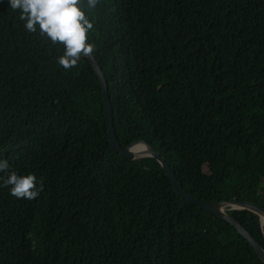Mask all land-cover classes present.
I'll list each match as a JSON object with an SVG mask.
<instances>
[{
	"label": "trees",
	"instance_id": "1",
	"mask_svg": "<svg viewBox=\"0 0 264 264\" xmlns=\"http://www.w3.org/2000/svg\"><path fill=\"white\" fill-rule=\"evenodd\" d=\"M19 15L0 0V160L43 190L18 199L0 180V264H264L155 159L110 147L88 58L65 70L63 46ZM86 15L119 146L146 142L192 197L264 208V0H100ZM224 211L264 250L255 213Z\"/></svg>",
	"mask_w": 264,
	"mask_h": 264
},
{
	"label": "clouds",
	"instance_id": "2",
	"mask_svg": "<svg viewBox=\"0 0 264 264\" xmlns=\"http://www.w3.org/2000/svg\"><path fill=\"white\" fill-rule=\"evenodd\" d=\"M13 10H19V19L29 33L39 30L52 44H61L63 54L57 63L65 70L78 65L81 57L91 55L94 45L88 42V33L94 25L86 15V10H95L100 0H8ZM2 186H10V194L18 199H36L43 190V183L37 188L33 174L18 175L9 172L6 159L0 160Z\"/></svg>",
	"mask_w": 264,
	"mask_h": 264
},
{
	"label": "water",
	"instance_id": "3",
	"mask_svg": "<svg viewBox=\"0 0 264 264\" xmlns=\"http://www.w3.org/2000/svg\"><path fill=\"white\" fill-rule=\"evenodd\" d=\"M90 61L93 70L95 71L101 88V99L103 105V112L105 118V126L107 133V140L110 147L119 153L120 155L127 157L128 159H137L141 157H152L159 164L165 175L170 180L175 192L181 198L185 199L189 203L195 205L197 208L202 209L210 214H213L219 218L224 219L230 225H232L236 231L242 235L248 243L253 248L254 252L257 254L259 259L264 263V250L255 242L251 235L231 216H229L225 211L224 207H230L232 209H246L258 216L259 224L261 226V216L264 217V208L262 206L253 204L248 201L241 200H229L227 202H218V201H205L192 197L190 194L186 193L181 185L175 178L173 170L167 165L163 157H161L150 145L144 142L141 139L131 141L127 146L120 147L117 139L114 135V127L112 124L111 108L108 100L107 89L105 85L104 77L100 71L99 66L93 56V54L86 56ZM137 144H141V147H136Z\"/></svg>",
	"mask_w": 264,
	"mask_h": 264
},
{
	"label": "bare ground",
	"instance_id": "4",
	"mask_svg": "<svg viewBox=\"0 0 264 264\" xmlns=\"http://www.w3.org/2000/svg\"><path fill=\"white\" fill-rule=\"evenodd\" d=\"M136 147H141V144H137ZM261 224L264 225V217L261 216ZM264 258V254H263Z\"/></svg>",
	"mask_w": 264,
	"mask_h": 264
},
{
	"label": "rangeland",
	"instance_id": "5",
	"mask_svg": "<svg viewBox=\"0 0 264 264\" xmlns=\"http://www.w3.org/2000/svg\"><path fill=\"white\" fill-rule=\"evenodd\" d=\"M262 227H264V225H261Z\"/></svg>",
	"mask_w": 264,
	"mask_h": 264
}]
</instances>
